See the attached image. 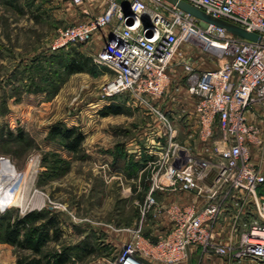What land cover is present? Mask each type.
Instances as JSON below:
<instances>
[{
    "label": "built area",
    "instance_id": "1",
    "mask_svg": "<svg viewBox=\"0 0 264 264\" xmlns=\"http://www.w3.org/2000/svg\"><path fill=\"white\" fill-rule=\"evenodd\" d=\"M84 1L70 0L78 8ZM103 1L100 12L83 10L86 19L58 28L48 49L86 44L110 26L92 54L111 73L102 94L124 95L156 120L139 147L146 159L137 179L148 183L139 221L125 229L130 239L107 264H186L191 248L225 264L264 263V0H185L259 41L201 23L166 0ZM184 44L214 48L218 64L199 69L182 53ZM161 100L182 109L168 113ZM157 193H189L202 205L163 204ZM159 218L167 227L156 238L146 235L147 220ZM219 224L237 239L225 241Z\"/></svg>",
    "mask_w": 264,
    "mask_h": 264
},
{
    "label": "rangeland",
    "instance_id": "2",
    "mask_svg": "<svg viewBox=\"0 0 264 264\" xmlns=\"http://www.w3.org/2000/svg\"><path fill=\"white\" fill-rule=\"evenodd\" d=\"M58 3L56 15L53 0H0V162L16 167L14 177L8 175L12 183L31 179L35 190L26 209L0 203L8 205L0 208V264L32 256L29 249L3 242L1 233L6 223L29 212L43 215L34 224L54 223L39 255L44 264L49 262L45 256L56 253L68 256L64 264H106L130 239L125 229L138 223L145 196V178L138 181L131 167H123L121 149L133 137L151 134L152 116L124 95L103 96L111 75L93 61L100 46L96 39L48 49L54 32L71 22L69 15L79 16L69 0ZM74 51L88 60L83 71L67 73L61 64ZM181 51L199 69L220 60L214 48L207 52L197 44H184ZM106 105L121 111L104 116L100 111ZM53 125L79 130L80 148H65L50 134ZM8 171L1 167L0 180ZM155 222L147 220L144 231Z\"/></svg>",
    "mask_w": 264,
    "mask_h": 264
},
{
    "label": "trees",
    "instance_id": "3",
    "mask_svg": "<svg viewBox=\"0 0 264 264\" xmlns=\"http://www.w3.org/2000/svg\"><path fill=\"white\" fill-rule=\"evenodd\" d=\"M87 60L88 58L82 53L74 51L67 56L66 60L62 62L61 65L65 72L76 73L85 69ZM120 111V109L114 106L106 105L102 108L100 113L105 116L111 113L118 114ZM50 134L60 138L63 141L64 147L71 151H77L83 140L81 132L74 127L66 128L53 125ZM121 156L122 160L126 159L123 148L121 149ZM143 157V159H146L145 156ZM136 164L137 163L133 162L131 158L128 159L127 166L131 167V169L133 166H136ZM42 219V213L29 212L22 217L14 219L12 222L6 223L2 227L1 233L3 242L15 245L19 248L29 249L32 253L31 257L18 260L17 264H44L43 256L40 257L39 255L41 254L42 247L51 238L49 231L54 223L49 219L43 223L34 224L36 221ZM45 257L49 260V264H64L68 260V256L64 253H56Z\"/></svg>",
    "mask_w": 264,
    "mask_h": 264
},
{
    "label": "crops",
    "instance_id": "4",
    "mask_svg": "<svg viewBox=\"0 0 264 264\" xmlns=\"http://www.w3.org/2000/svg\"><path fill=\"white\" fill-rule=\"evenodd\" d=\"M3 2H6L7 0H2ZM59 0H53V6H55V10H53V13L57 15L58 11V7L59 6ZM56 4L58 7H56ZM73 5L70 0H69V6ZM104 1L103 0H85L84 3L82 4V6H80V8H78V13L79 16H74V15H69L71 17V22L70 23H75V22H79L82 21L84 19H86V15L84 14V11H87L90 15L96 14L98 12H100L103 8H104ZM74 6V5H73ZM69 17V20H70ZM69 23V24H70ZM111 27H105L101 30H99L97 33L94 34L93 39H96L100 46L104 43V41L106 40V38L108 37V34L110 32ZM99 46V47H100ZM111 75V73H110ZM171 102V101H170ZM162 110L167 111L168 113L170 112H174V111H180L182 109V104L180 102H175L173 104L169 103L167 100H161L160 102V106H159ZM189 111H191L192 109H190V106H187ZM143 109V108H141ZM145 110V109H143ZM146 111V110H145ZM151 119H153V122L156 123L155 118L151 117ZM178 121V118H177ZM180 121V122H179ZM178 123L184 124V118L183 119H179ZM190 123L193 124L194 123V119H190ZM194 126V125H193ZM185 129V128H184ZM183 129V131H184ZM149 135V134H148ZM144 136H137L136 138L133 137V139H131L132 141H130V143H127L128 145H131V149H129L127 147V144H125V147H123V153L126 156L125 160H122L123 163V167L126 168L127 167V163H128V159L131 158L133 162L137 163L136 166L132 167V170H134L135 173H137V171L140 169V166L142 165V161H144L145 159H143V156H146V154H144L145 152L143 151V153L139 152L140 149V145L146 141V138H143ZM148 141H150L151 136H149ZM141 140H143L142 142H140ZM157 200L161 201L163 204H169L171 202H177L180 204H187L190 201H192L193 199H195L196 201V206L197 209L201 207L202 203L200 200H198L196 197H194V195L189 194V193H180V194H160L157 193L156 194ZM250 216H245V220H249ZM149 220H155L156 222L152 225H149V228H145V234L151 237L156 238L158 236V234H160V231L163 230L164 228L167 227L168 222L166 219L164 218H159V219H149ZM219 232L218 234L226 241L228 240L230 237L231 240H236L237 236H232L231 233L229 232L228 228L226 226H222V224H219ZM108 261V260H107ZM106 261V264H107ZM195 261H198V264H225L224 260L222 258L219 257H213V256H205L202 257L201 256V252L199 249H195V248H191L190 250V255H189V260L186 264H194ZM230 264H264L262 262H258L255 260H243L241 262H231Z\"/></svg>",
    "mask_w": 264,
    "mask_h": 264
},
{
    "label": "bare ground",
    "instance_id": "5",
    "mask_svg": "<svg viewBox=\"0 0 264 264\" xmlns=\"http://www.w3.org/2000/svg\"><path fill=\"white\" fill-rule=\"evenodd\" d=\"M32 162L33 161H31V163ZM4 165H6L9 171L8 174H6L5 176L7 180L6 179L5 181L0 180V203L9 201L16 203L17 205L21 206L23 209H26L30 205L31 194L35 192V190L33 189L34 180L28 179L26 182L22 184H14L8 178L10 175L13 176L12 172L16 170V167L13 164H11L8 160H2L0 162V169ZM5 207H8V205L0 204L1 209H4Z\"/></svg>",
    "mask_w": 264,
    "mask_h": 264
},
{
    "label": "water",
    "instance_id": "6",
    "mask_svg": "<svg viewBox=\"0 0 264 264\" xmlns=\"http://www.w3.org/2000/svg\"><path fill=\"white\" fill-rule=\"evenodd\" d=\"M170 2L171 4L175 5L179 9L183 10L184 12L192 15L197 20H199L201 23L205 24H212L214 26L220 27L225 29L226 31L233 33L237 36L243 37L245 39L251 40V41H259L260 36L254 32H249L245 30L244 28L233 24L229 22L228 20H225L223 18L215 17L210 14H207L206 12L192 6L185 0H166ZM131 23V22H130Z\"/></svg>",
    "mask_w": 264,
    "mask_h": 264
}]
</instances>
